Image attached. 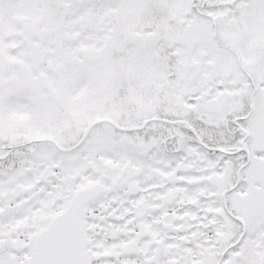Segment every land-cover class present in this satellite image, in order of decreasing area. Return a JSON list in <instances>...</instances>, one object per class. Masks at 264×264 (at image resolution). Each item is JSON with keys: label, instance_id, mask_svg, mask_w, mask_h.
<instances>
[{"label": "snow or ice", "instance_id": "6c2138e0", "mask_svg": "<svg viewBox=\"0 0 264 264\" xmlns=\"http://www.w3.org/2000/svg\"><path fill=\"white\" fill-rule=\"evenodd\" d=\"M0 264H264V0H0Z\"/></svg>", "mask_w": 264, "mask_h": 264}]
</instances>
